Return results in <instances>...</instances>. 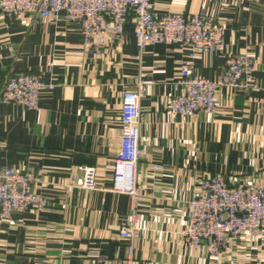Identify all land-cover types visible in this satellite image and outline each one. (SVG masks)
I'll return each instance as SVG.
<instances>
[{"label": "crops", "instance_id": "1", "mask_svg": "<svg viewBox=\"0 0 264 264\" xmlns=\"http://www.w3.org/2000/svg\"><path fill=\"white\" fill-rule=\"evenodd\" d=\"M155 11L207 12L225 28L219 55L193 60L198 76L217 79L228 54L247 52L257 68L249 89L224 87L214 116L169 110L181 93L175 82L188 49L177 44L137 45L134 14L123 38L109 36L102 54L90 53L79 24L0 9V83L41 73L54 87L41 92L39 109L0 102V172L23 169L40 178L44 210L0 217V264H116L126 255L121 226L130 200L106 188L121 147L126 91L141 88L137 164L138 264H264V230H245L231 254L209 257L183 242L189 202L208 175L224 174L264 185V0H152ZM95 166L98 190L75 186L79 166ZM104 258V260H103Z\"/></svg>", "mask_w": 264, "mask_h": 264}, {"label": "built area", "instance_id": "2", "mask_svg": "<svg viewBox=\"0 0 264 264\" xmlns=\"http://www.w3.org/2000/svg\"><path fill=\"white\" fill-rule=\"evenodd\" d=\"M0 9L8 20L32 16L43 19L64 17L79 24L86 49L102 54L109 36L123 38L132 14L137 45L144 51L150 44H177L188 49L180 64L175 82L182 92L169 100V110L187 116L218 112L217 93L221 88L249 89L257 68L256 59L247 52L228 54L226 65L217 79L198 76L193 60L212 52L217 55L225 46V28L207 12L160 15L152 0H0ZM2 65L0 63V70ZM41 73H19L0 83V102L16 103L26 109H39L43 90L52 89ZM141 88L126 91L121 108V147L113 162L112 185L106 189L128 196L130 213L121 226L120 237L126 246L125 258L116 264H138L135 243L142 234L138 225L137 164L142 155ZM81 176L75 186L85 190L100 189L95 166H79ZM40 178L20 168L8 167L0 172V217L10 219L29 209L44 210L49 198L35 190ZM190 219L183 230V242L211 257L231 254L233 244L245 230L259 235L264 230V185H254L224 174L208 175L199 192L189 202ZM104 260V258H103Z\"/></svg>", "mask_w": 264, "mask_h": 264}]
</instances>
